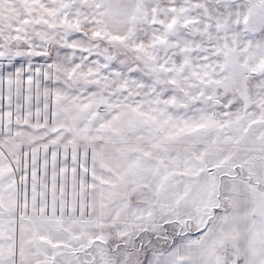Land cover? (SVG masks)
Masks as SVG:
<instances>
[{
    "label": "snow or ice",
    "instance_id": "6c2138e0",
    "mask_svg": "<svg viewBox=\"0 0 264 264\" xmlns=\"http://www.w3.org/2000/svg\"><path fill=\"white\" fill-rule=\"evenodd\" d=\"M0 264H264V0H0Z\"/></svg>",
    "mask_w": 264,
    "mask_h": 264
}]
</instances>
